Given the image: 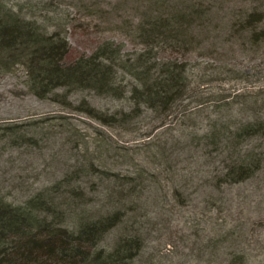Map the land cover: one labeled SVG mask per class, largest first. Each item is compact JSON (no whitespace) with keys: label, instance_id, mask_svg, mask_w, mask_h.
Here are the masks:
<instances>
[{"label":"rangeland","instance_id":"rangeland-1","mask_svg":"<svg viewBox=\"0 0 264 264\" xmlns=\"http://www.w3.org/2000/svg\"><path fill=\"white\" fill-rule=\"evenodd\" d=\"M0 1L112 73L101 90L0 70L3 203L32 201L69 228L118 211L97 248L139 239L136 264H264V135L237 136L262 116L264 0ZM251 11L262 16L248 26ZM167 67L183 70L185 93L136 104L146 71ZM243 159L249 175H225Z\"/></svg>","mask_w":264,"mask_h":264},{"label":"trees","instance_id":"trees-1","mask_svg":"<svg viewBox=\"0 0 264 264\" xmlns=\"http://www.w3.org/2000/svg\"><path fill=\"white\" fill-rule=\"evenodd\" d=\"M0 1V70L10 71L21 64L36 86H68L104 90L109 81L110 65L95 60L94 55L70 58L69 45L64 38L45 36L26 21L14 17ZM261 13L251 11L246 22L252 26L261 19ZM264 38V29L254 32ZM101 58L112 61L111 46L105 44ZM106 51V52H105ZM102 60V59H101ZM183 70L167 67L163 77L155 76L150 68L143 80L144 88L139 92L140 101L150 107L165 108L186 90L188 83ZM135 76H139L136 74ZM184 78V79H183ZM107 81V82H106ZM259 104L261 115L250 117L238 125V138L254 134L264 135V87L257 90L252 100ZM228 169L226 176L241 180L250 174V166L244 162ZM236 175V176H235ZM33 202L12 206L0 200V264H136L134 258L140 241L123 237L110 249L97 248L104 233L119 220L120 214L101 215L96 218L78 220L74 228L56 225L35 212Z\"/></svg>","mask_w":264,"mask_h":264}]
</instances>
